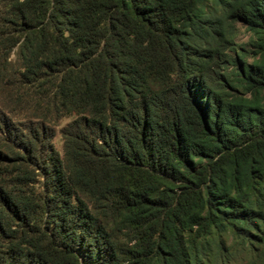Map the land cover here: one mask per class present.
<instances>
[{
	"label": "trees",
	"instance_id": "16d2710c",
	"mask_svg": "<svg viewBox=\"0 0 264 264\" xmlns=\"http://www.w3.org/2000/svg\"><path fill=\"white\" fill-rule=\"evenodd\" d=\"M0 264H264V0H0Z\"/></svg>",
	"mask_w": 264,
	"mask_h": 264
},
{
	"label": "rangeland",
	"instance_id": "374dc122",
	"mask_svg": "<svg viewBox=\"0 0 264 264\" xmlns=\"http://www.w3.org/2000/svg\"><path fill=\"white\" fill-rule=\"evenodd\" d=\"M67 119H63L62 120V123L63 122H65ZM52 142H53V144H54V146L56 147V148H60V146H61V142H60V140H59V134H58V131H56L55 132V134H54V136L52 137Z\"/></svg>",
	"mask_w": 264,
	"mask_h": 264
}]
</instances>
